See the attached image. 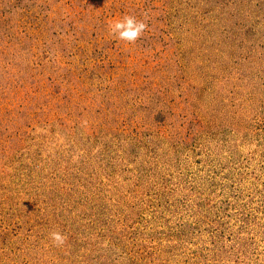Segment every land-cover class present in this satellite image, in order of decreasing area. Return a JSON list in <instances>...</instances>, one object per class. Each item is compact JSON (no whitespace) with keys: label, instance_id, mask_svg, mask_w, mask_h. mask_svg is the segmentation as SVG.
<instances>
[{"label":"rangeland","instance_id":"obj_1","mask_svg":"<svg viewBox=\"0 0 264 264\" xmlns=\"http://www.w3.org/2000/svg\"><path fill=\"white\" fill-rule=\"evenodd\" d=\"M0 264H264V0H0Z\"/></svg>","mask_w":264,"mask_h":264},{"label":"clouds","instance_id":"obj_2","mask_svg":"<svg viewBox=\"0 0 264 264\" xmlns=\"http://www.w3.org/2000/svg\"><path fill=\"white\" fill-rule=\"evenodd\" d=\"M147 27L148 25L144 20H139L133 15H124L108 22L110 35L129 43H135ZM49 236L53 245L57 247L64 245L67 239L66 235L59 231H52Z\"/></svg>","mask_w":264,"mask_h":264}]
</instances>
